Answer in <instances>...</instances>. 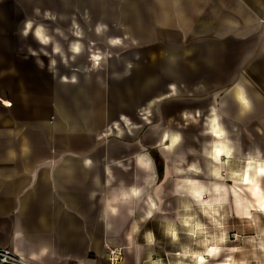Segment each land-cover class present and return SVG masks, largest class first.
<instances>
[{
	"label": "crops",
	"instance_id": "1",
	"mask_svg": "<svg viewBox=\"0 0 264 264\" xmlns=\"http://www.w3.org/2000/svg\"><path fill=\"white\" fill-rule=\"evenodd\" d=\"M229 232L264 264V0H0V248L235 264Z\"/></svg>",
	"mask_w": 264,
	"mask_h": 264
},
{
	"label": "rangeland",
	"instance_id": "2",
	"mask_svg": "<svg viewBox=\"0 0 264 264\" xmlns=\"http://www.w3.org/2000/svg\"><path fill=\"white\" fill-rule=\"evenodd\" d=\"M260 227V226H259ZM204 228H205V231H207L204 235V237L202 238H198V239H193L192 241L191 240H188V245L189 247H192V248H199V247H203L205 246L206 242L204 243L203 241L205 240H211L212 243L214 242L213 239H211V234L212 233V229H213V226H207V225H204ZM210 231V232H209ZM257 231V230H256ZM189 234H190V230L187 231ZM228 232V231H227ZM208 236V237H207ZM190 237V236H189ZM244 238H242L241 236H236V233H233V232H229L227 233V235L225 236V244L222 245L223 249L227 250L228 248V244L230 243V246L231 247H235V252H236V263L235 264H248L247 263V260L249 258L245 257L244 256V249H245V246H244ZM228 243V244H227ZM248 246H249V243H247ZM230 247V248H231ZM259 247V242L258 243H254L252 244L251 248L252 249H257ZM225 253H227V251H225ZM157 260H160V263L162 264V261H163V257L161 258H155ZM226 259V258H225ZM224 258H221L219 261L212 258V257H209V256H205V263L204 264H218L219 262H224L225 260ZM172 264H195V261L193 260V258H188V260H183V262L181 263L180 261H178V259H176L175 257H172ZM252 261L254 264H260L261 262V259L260 257H253L252 258ZM226 262V261H225ZM159 263V264H160ZM158 264V263H157Z\"/></svg>",
	"mask_w": 264,
	"mask_h": 264
},
{
	"label": "built area",
	"instance_id": "3",
	"mask_svg": "<svg viewBox=\"0 0 264 264\" xmlns=\"http://www.w3.org/2000/svg\"><path fill=\"white\" fill-rule=\"evenodd\" d=\"M110 261L117 264L122 260L123 250L112 248L109 251ZM0 264H29L23 257L19 256L9 248H0Z\"/></svg>",
	"mask_w": 264,
	"mask_h": 264
},
{
	"label": "bare ground",
	"instance_id": "4",
	"mask_svg": "<svg viewBox=\"0 0 264 264\" xmlns=\"http://www.w3.org/2000/svg\"><path fill=\"white\" fill-rule=\"evenodd\" d=\"M202 261H203V257H201V263H202Z\"/></svg>",
	"mask_w": 264,
	"mask_h": 264
},
{
	"label": "snow or ice",
	"instance_id": "5",
	"mask_svg": "<svg viewBox=\"0 0 264 264\" xmlns=\"http://www.w3.org/2000/svg\"><path fill=\"white\" fill-rule=\"evenodd\" d=\"M165 139H167V137H165Z\"/></svg>",
	"mask_w": 264,
	"mask_h": 264
}]
</instances>
